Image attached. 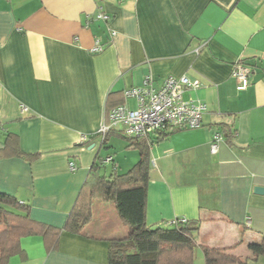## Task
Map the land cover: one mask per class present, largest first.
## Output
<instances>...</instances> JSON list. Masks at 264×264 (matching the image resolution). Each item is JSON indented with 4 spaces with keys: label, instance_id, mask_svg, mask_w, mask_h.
Here are the masks:
<instances>
[{
    "label": "crops",
    "instance_id": "1",
    "mask_svg": "<svg viewBox=\"0 0 264 264\" xmlns=\"http://www.w3.org/2000/svg\"><path fill=\"white\" fill-rule=\"evenodd\" d=\"M239 61L252 68L244 90L233 76ZM169 76L198 81L182 97L206 108L196 128L148 136L147 225L198 222L194 264H204L201 246L264 264L248 248L264 237V195L254 192L264 186V0H0V134L36 154L0 160V192L62 228L102 149L121 139L105 155L119 173L139 159L116 133L102 144L103 119L136 107L125 89L145 77L158 88ZM122 225L101 234L92 213L83 234L61 231L50 251L41 236L22 237L26 256L6 264H108L107 238L124 235Z\"/></svg>",
    "mask_w": 264,
    "mask_h": 264
},
{
    "label": "trees",
    "instance_id": "2",
    "mask_svg": "<svg viewBox=\"0 0 264 264\" xmlns=\"http://www.w3.org/2000/svg\"><path fill=\"white\" fill-rule=\"evenodd\" d=\"M112 132L127 141V148L138 150L139 159L123 173L117 172L114 163L107 164L111 165L107 172L102 170L106 165L103 162L105 157L97 154L62 228L31 219L27 205L0 192V264H6L16 255L22 258L26 256L20 246L22 237L39 235L45 249L50 251L57 247L61 231L83 234L92 217L95 201H112L121 222L126 226L124 235L107 238L108 264H194L198 222L177 219L170 228L151 227L146 223L150 134L133 137L121 130L111 129L102 138L103 145ZM154 133L164 135L166 132ZM232 134L234 132L231 131ZM35 156L21 151L17 134H3L0 140V160ZM248 248L253 256L264 255V237L259 242L250 243ZM200 249L204 264L242 263L239 257L226 249L208 246H201Z\"/></svg>",
    "mask_w": 264,
    "mask_h": 264
},
{
    "label": "built area",
    "instance_id": "3",
    "mask_svg": "<svg viewBox=\"0 0 264 264\" xmlns=\"http://www.w3.org/2000/svg\"><path fill=\"white\" fill-rule=\"evenodd\" d=\"M97 17L107 18L103 13H99ZM92 50L94 52L102 50L98 41ZM251 74L252 68L245 62L239 61L234 65L233 76L238 82L237 90H244L248 86ZM198 86V81H191L186 76H169L156 88L152 85L151 78L145 77L140 86L124 90V96L136 99V107L131 109L125 104H120L111 109L107 119H103L98 133L103 138L111 129H117L128 136L145 137L158 131L196 128L201 124L206 105L200 100H185L182 96L186 89ZM21 109L27 110L24 105H21ZM222 139V134L215 135L210 143L212 153L216 152L217 143ZM103 162L111 164L113 159L106 156ZM69 167L74 169L75 163L70 161Z\"/></svg>",
    "mask_w": 264,
    "mask_h": 264
},
{
    "label": "rangeland",
    "instance_id": "4",
    "mask_svg": "<svg viewBox=\"0 0 264 264\" xmlns=\"http://www.w3.org/2000/svg\"><path fill=\"white\" fill-rule=\"evenodd\" d=\"M3 138V136L0 134V139ZM116 140V139H115ZM116 143L110 147L102 149L101 155L104 158L107 153H111L115 155L116 149L119 146V143L121 142V139H117L115 141ZM111 169L110 165H105V167L102 168V170H106L109 172ZM93 216H95V220L97 223L102 224L103 229H96L97 232L101 234H112V235H119V231L122 225L120 218L116 212V209L114 207V204L112 201H95L93 204ZM126 232V231H125ZM197 257L199 256V251H196Z\"/></svg>",
    "mask_w": 264,
    "mask_h": 264
},
{
    "label": "water",
    "instance_id": "5",
    "mask_svg": "<svg viewBox=\"0 0 264 264\" xmlns=\"http://www.w3.org/2000/svg\"><path fill=\"white\" fill-rule=\"evenodd\" d=\"M254 192L258 194H263L264 195V186L262 185H256L254 187Z\"/></svg>",
    "mask_w": 264,
    "mask_h": 264
}]
</instances>
